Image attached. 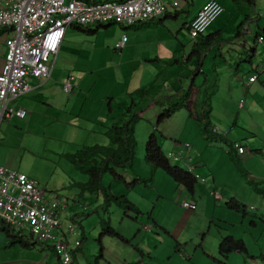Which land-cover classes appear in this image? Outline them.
I'll use <instances>...</instances> for the list:
<instances>
[{
    "label": "rangeland",
    "instance_id": "rangeland-1",
    "mask_svg": "<svg viewBox=\"0 0 264 264\" xmlns=\"http://www.w3.org/2000/svg\"><path fill=\"white\" fill-rule=\"evenodd\" d=\"M217 1L222 5L223 11L206 28L204 36L219 31L223 33V38L235 36L238 27L245 23V15L250 12L246 0H240L238 5L233 0ZM203 3L206 4L205 0H193L188 6L190 15H197ZM181 16L183 17V14ZM186 35L184 39L190 45L197 42L189 32H186ZM1 40L3 42L4 38ZM252 40L250 38V41ZM252 46L256 47L259 55L260 46L253 43ZM185 67H178L177 74L183 75L182 80L187 90L190 84H194L191 80L195 72ZM191 68L194 69L193 66ZM164 80L165 75L157 82L161 86L163 82L171 83ZM217 80L216 87L208 89L205 86L213 97L215 110L210 120L219 129L220 135L223 136L227 132L229 139L244 146L245 153L242 155H237L226 140L213 134V128L210 134H205L203 127L206 119L190 120L186 101L183 99L176 97L175 100L153 105L147 97L133 110L140 113L134 125L137 145L133 168L117 169L123 180L106 173L102 182L110 188L113 196H125L131 203L136 202L138 206H135L144 210L143 223L141 220L137 222V214L126 206L119 205L113 199L107 201L102 192H82L77 186L87 182L88 176L78 170L62 153H75L84 146L93 145L95 141L80 136L74 145L70 142L74 135H71L67 142L59 141V138L64 140V135L53 136L48 131L47 135L36 133L38 135L28 136L26 142L16 148V138L9 136L7 150L18 152L17 166L37 182L45 198H57L63 204L64 210L62 208L59 215L63 220V229L67 231L70 224L74 227V235H68L67 242L72 248L76 239L82 242L79 250L73 249L76 251L73 264H141L143 260L147 264H189V260L186 262L177 252V249H180L176 240L181 242L180 247L182 244L184 253L190 246L192 249L199 248V251H196L198 255L193 256L192 264H264V88L257 95L250 94L244 98L246 104L238 109L240 97L236 100L234 96L237 93L234 81L227 77ZM204 83V75L198 74L194 87L199 89ZM121 86L122 84L118 83L116 88ZM232 98L236 101L234 105L231 103ZM136 99L135 97V101ZM179 103V111L174 109L172 116L159 120L164 110ZM127 104L130 105V101L125 105ZM204 111V108L198 110L199 115L205 113ZM180 112L183 117L179 116ZM230 112V118L223 116L224 113ZM112 121H115V117L111 124ZM153 134L164 153L183 144L190 145L188 148L183 146V150L192 160L187 162L184 157L175 161L169 158L168 161L172 166L184 171H188L189 165L197 167L195 175L199 180L195 184V200L198 209L195 212L184 213V202L195 204L188 189L176 183L163 169H153L146 161V145ZM106 142L104 146H112L108 138ZM176 143L178 147H175ZM198 149L201 153L195 157L193 154ZM202 170L207 174L203 176ZM203 178L206 182L202 181ZM136 179L141 180L133 184ZM214 187L221 194L218 200L212 193ZM230 199L237 201L244 208V212L227 207L226 203ZM151 213L162 224L172 228L178 236L176 240L165 236L158 227L150 231L142 230V224L151 222ZM103 219H108L110 226L123 236L124 240L103 234ZM139 234L140 236H137ZM223 237L242 241L246 251H231L228 253V261L221 259L219 245ZM140 240H144L139 247L145 254L143 257L135 250V245ZM191 240L194 245L190 244ZM101 245L104 253L101 252ZM201 249L208 253L215 252V259L208 260L200 255ZM148 253H153L158 259L151 262L146 257Z\"/></svg>",
    "mask_w": 264,
    "mask_h": 264
},
{
    "label": "crops",
    "instance_id": "crops-1",
    "mask_svg": "<svg viewBox=\"0 0 264 264\" xmlns=\"http://www.w3.org/2000/svg\"><path fill=\"white\" fill-rule=\"evenodd\" d=\"M164 1L170 4L172 0ZM192 1L181 0L179 7L170 8L167 13L158 18L133 26L114 23L84 28L76 25L69 26L56 58L51 61L50 77L30 79L29 82L32 85L30 91L7 100L6 107L13 109L15 113L10 119L0 121V164L24 172L16 164L18 152L7 150L6 143L9 136L16 138V148L23 145L28 136L38 135L36 133L47 135L48 131L53 136L64 135V140L59 138V141L67 142V140H70L68 138L74 135L72 141H70L74 145L78 142L77 137L80 136H84L86 140L95 141L94 144L104 145L107 143L104 132L107 127L112 125L111 120L114 117L115 119L120 117L121 113L129 106L132 108L140 106L141 102L145 101L147 97L151 99L153 105L175 100L176 97L185 100L190 120H201L204 113L202 112L199 115L198 110L204 108V112L209 114V121L206 123H208V128L211 131V128H216L210 120L215 110L213 97L209 95L208 89L216 87L218 78L227 77L234 81L237 89L234 96L236 100L240 97L238 109L244 107L246 104L244 98L246 99L248 95H257L262 92V88H264L263 76L260 75L259 79L253 83L248 82V77L260 64L264 63V38L257 39L256 36L260 30H264V0H249L247 3L250 11L247 15L248 21L238 27L235 36L223 38L221 31L216 32L222 36V40L211 45L205 51L198 71H196L198 62L192 56L195 43L190 45L184 39L187 36L186 32H189V24L196 15L195 13L191 16L189 12L188 6ZM207 1L209 0H205V3H208ZM181 14H183V17ZM1 29H4V33L0 32V72L7 52L5 44L11 36L10 29ZM123 36L127 37V41L121 48H117L116 46ZM1 38H4L3 42ZM250 38L253 40L250 41ZM252 43L255 46H260L261 53L259 55L258 50L252 46ZM251 48L255 50L249 58L248 54H250ZM183 65L186 66L187 70L189 68L195 72L191 80V83L194 82V84H190V86H195V77L198 74H203L205 77V83L199 89L193 87L187 98H185L186 90L184 87L185 82L182 80L183 75L177 74V68H182ZM163 75H165L166 80L173 84L172 86L171 83L165 84L164 82L161 86L157 82ZM70 77L74 78L72 81L73 88L71 91L66 92L63 86ZM118 83L122 84L120 88H116ZM139 89L148 91V95L144 96L143 100H140V95L135 94ZM135 97L137 98L136 101ZM128 101H130V105H125ZM235 102L232 98L231 103L234 105ZM2 108L3 105L0 104V114ZM19 110H24L25 115L18 116ZM119 110L123 111L118 112L119 114L115 113ZM179 110L178 108L177 111ZM179 116L183 117L181 112ZM223 116L230 118L232 112L229 114L224 113ZM238 116L239 113L236 117ZM224 134L223 136L219 133L217 135L226 140L229 146L235 142L229 139L227 132ZM202 142L203 140L200 138V143ZM182 146L167 151L166 155L171 151L174 152L180 149ZM200 153L198 149L193 155L196 157ZM62 154H70V152ZM196 169L195 166L194 174ZM201 172L203 176L207 174L203 170ZM24 173L30 177L27 172ZM195 176L198 181L197 175ZM202 181H205V179L203 178ZM188 191L196 204V185ZM212 191L213 194L218 192L215 187ZM51 199L55 198H49L48 200ZM133 205L138 206L136 202ZM139 211L141 213L135 219H137V222L141 220V223H143L144 210L139 209ZM195 211L186 209L184 213L189 214ZM60 219L62 236L67 241L66 238H69L68 230L63 229L62 217ZM149 220L150 223L142 224V230L147 231L145 226L152 225V227L154 226L153 229L158 227L165 236L174 240L177 239L178 236L172 228L162 224L153 213L149 215ZM22 235L25 236L23 239L28 242L25 245L14 241L13 237L0 227V264H66L49 243L36 242L33 237L25 232ZM118 235L120 234L118 233ZM137 236H140V234ZM120 238L124 240L121 235ZM77 241L80 242L79 247H81L82 242L78 239L74 241L75 245ZM143 241L140 240L135 245V250L139 251L142 257L145 254L139 247ZM176 242L180 249H177V252L181 254L186 262L189 260V264H192L193 256L198 255L196 251H199V248L192 249L193 247L190 246V249H186L184 253L182 244L180 247L181 242L177 240ZM190 244L194 245L192 240ZM79 247L73 246L72 261L67 264H73L76 252L73 249L77 248L79 250ZM101 248L103 252L102 245ZM201 252L200 255L205 256L208 260L215 258V252L213 251L208 253L201 249ZM146 257L151 262L158 259L153 253L152 255L148 253ZM179 260L181 259L179 258ZM141 264L147 263L143 260Z\"/></svg>",
    "mask_w": 264,
    "mask_h": 264
},
{
    "label": "built area",
    "instance_id": "built-area-1",
    "mask_svg": "<svg viewBox=\"0 0 264 264\" xmlns=\"http://www.w3.org/2000/svg\"><path fill=\"white\" fill-rule=\"evenodd\" d=\"M181 0H0V28H8L11 36L5 46L7 52L0 72V104L3 105L0 121L10 119L15 113L6 107L8 99L18 97L32 89L29 79L49 78L51 75V57L55 59L66 30L71 25L90 27L93 25L120 24L133 26L148 22L177 8ZM223 11L215 0L206 3L189 24V34L198 39L206 28ZM127 41L123 36L117 44L121 48ZM262 75L264 63L260 64L248 77L253 83ZM73 77L64 83V90L73 88ZM18 116L25 111L19 110ZM212 133L218 134L217 128ZM232 148L238 153L245 152L240 142H233ZM184 148L190 147L183 144ZM183 146L167 154L174 161L187 158ZM194 167L189 165L188 172ZM215 198L221 194L214 192ZM188 209L195 205L182 204ZM63 205L57 198L48 200L37 186V182L25 173L0 164V222L9 225L17 233H27L36 242L49 243L64 263L72 261V247L64 240L60 229L59 212ZM150 231L152 225H146ZM68 235H74V227L68 228ZM77 247L80 242H76Z\"/></svg>",
    "mask_w": 264,
    "mask_h": 264
},
{
    "label": "trees",
    "instance_id": "trees-1",
    "mask_svg": "<svg viewBox=\"0 0 264 264\" xmlns=\"http://www.w3.org/2000/svg\"><path fill=\"white\" fill-rule=\"evenodd\" d=\"M233 2L237 5L240 4V0H233ZM246 2L248 3L249 0H246ZM247 17L248 16L245 15V19H246L245 22L248 21ZM98 25L100 26L101 24ZM3 30L4 29L0 28L1 33H4ZM256 36L257 39L264 38V30L262 31L260 30V32L257 33ZM221 40H222V36L219 33L209 35L206 37L203 34L200 36V38L197 39V42L193 46V52H192L193 53L192 56L196 59V62H198L196 71L199 70V64L203 59L205 51L211 45L218 43ZM254 50H255L254 48L250 49L249 51L250 54H248L249 58H251ZM193 87L194 86H189V88L186 90L185 98H187L190 95ZM195 89L198 88L195 87ZM135 94L140 95L141 97L140 100H143L144 96L148 95V91L146 89H139L136 91ZM179 106L180 103L174 105L173 106L174 108L170 107L164 110L161 113L159 120L169 118L173 114L174 109L178 110ZM135 109L136 107L135 108L134 107L132 108L130 106L127 107L125 111L121 113L120 117L115 119V121L112 123L110 127L106 128L104 135L110 140L112 146H104L100 144L84 146L81 149L77 150L75 153L65 154L64 156L78 170H80L82 173L88 176L87 182L77 184V186L80 187L82 192H90V193L102 192L107 201L113 199L116 202H118L119 205H124V207L126 206L128 210H131L133 213L138 215L141 212L136 206L130 203L125 196H121V197L113 196L110 193V188H107L102 182V177L106 173L112 174L117 179L123 180L121 174L117 171V169L133 168L135 148L137 145V141L134 133V129H135L134 125L136 120L139 118V114H140L138 113V111L137 112L133 111ZM203 119H206L207 122L209 121V114L207 112L203 114ZM203 131L204 133L207 134L211 133L210 129L208 128V123L204 124ZM230 148L234 150L232 148V145H230ZM145 159L152 166L153 169H159V168L163 169L176 183L186 187L188 190H191L195 185V183L197 182V178L194 172L191 173L188 171H184L183 169L178 168L176 166H172L169 163L168 161L169 158L167 157L166 153H164L163 150L161 149L158 143V139L154 134L150 137V140L146 145ZM140 180L141 179L134 180L133 184L140 182ZM226 206L229 207L230 209L244 212V208H242L238 204V202L235 201L234 199H230L226 203ZM195 207H196L195 209H188V208L185 209L195 211L197 209V206L195 205ZM102 225H103V229H102L103 234L117 236L118 238H120L117 231L110 226L108 219H103ZM0 227L4 229L8 235H11L14 241L21 242L22 245L28 243L23 239V237L25 236L22 235V233H17L9 225L0 222ZM235 250L246 251L245 244L242 241H237L232 237H223L220 240L219 256L221 259L228 261V256H229L228 253ZM101 252H102V248H101ZM220 263L222 264V262ZM225 264H229V263H225Z\"/></svg>",
    "mask_w": 264,
    "mask_h": 264
}]
</instances>
